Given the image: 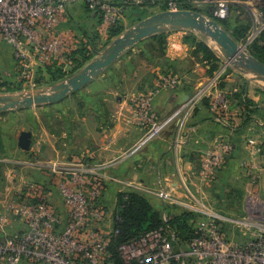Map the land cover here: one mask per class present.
<instances>
[{"label":"crops","instance_id":"0c3cea01","mask_svg":"<svg viewBox=\"0 0 264 264\" xmlns=\"http://www.w3.org/2000/svg\"><path fill=\"white\" fill-rule=\"evenodd\" d=\"M116 5L121 13L115 24L91 12L83 0L70 5L49 34L62 48L50 64L76 75L86 66L80 67L76 62L81 51H86L81 64L88 57L93 61L102 53L99 42L112 43L149 18L147 12L152 6ZM180 31L155 35L128 49L88 85L90 88L79 91L83 96L75 102L73 112L63 107L55 114L57 129L38 130L33 126L9 137L12 143L0 135V206L15 202L31 207L45 200L65 217L59 183L72 178L70 169H95L97 174L86 173L84 177L102 179L105 191L101 202L110 223L119 210L118 195L134 191L162 218L169 216L175 229L174 220L187 216L194 230L204 215L183 206L189 202L188 189L202 208L206 206L221 217L229 240L245 242L249 236L243 234L254 230H247L246 223L252 221L255 207L264 219V92L258 93L249 82H241L242 73L238 71L218 88L216 75L221 65L218 62V73L212 72L203 55L194 54L195 48L184 43ZM118 32L120 35H116ZM160 35H168L160 46L162 54L155 51L159 46L155 38ZM176 45L182 50L176 52ZM7 51L11 57V50ZM71 52L79 53L69 57ZM176 62L179 66L171 67ZM14 67H18L16 60ZM36 67L43 70L42 66ZM106 82L110 86L96 93V85ZM230 86L241 92L216 106V98L226 92L229 95ZM205 88V95L211 100L203 102L204 93L200 92ZM187 96L189 99L184 101ZM194 98L195 112L189 110L181 116L188 121L176 118L161 136L143 143L154 121L165 120ZM23 131L33 135L28 152L17 145ZM216 145L229 146L225 164L213 178L203 181L198 171L206 154ZM161 190L169 200L159 197ZM25 230L24 220L10 214L9 224L0 231V240Z\"/></svg>","mask_w":264,"mask_h":264},{"label":"built area","instance_id":"2783aa9c","mask_svg":"<svg viewBox=\"0 0 264 264\" xmlns=\"http://www.w3.org/2000/svg\"><path fill=\"white\" fill-rule=\"evenodd\" d=\"M78 1L0 0V42L13 48L17 59L27 69L24 73L33 71L34 65H48L61 53V44L49 34L57 18ZM83 1L91 12L111 24L119 20L121 9L117 3L133 7L163 5L178 10L174 0ZM237 2L239 0H215L214 18L226 20L230 6ZM194 101L195 98L183 103L165 120L154 121L143 143L159 136ZM216 147L209 150L198 171L203 181L213 178L225 164L229 146ZM70 173L72 178L62 180L58 185L65 217L45 200L31 207L19 206L15 202L0 206V231L9 224L10 214L22 218L26 224L25 231L0 240V264H264L261 210L255 207L252 221L246 223L247 230L254 229L252 233L243 234L249 236L248 239L241 244L233 242L225 233L221 217L206 206L202 208L185 183L189 202L183 206L192 213L204 215L203 221L194 228V236L182 240L177 229L171 226L169 216L165 215L163 226L118 245L116 257L111 244L119 210L110 223L111 218L101 202L105 191L102 179L84 177L86 173L97 174L95 169L86 171L77 167L70 169ZM158 195L169 200L163 190ZM176 249L180 251L176 252Z\"/></svg>","mask_w":264,"mask_h":264},{"label":"rangeland","instance_id":"374dc122","mask_svg":"<svg viewBox=\"0 0 264 264\" xmlns=\"http://www.w3.org/2000/svg\"><path fill=\"white\" fill-rule=\"evenodd\" d=\"M174 3H176L175 5L178 8V10L197 11L202 15H204L207 19L218 22L220 26L223 29H225L236 40V42L241 47V49L244 52H246L248 55L256 58L252 54V52H254L252 50L254 46L257 47L258 50L264 51V0H239L237 4H233L232 6H230L229 17L224 21H218L213 16V12L215 10V0H174ZM166 9L170 10V7L166 6L165 8L163 5L162 6L154 5L151 6L150 11L147 12V15L150 17L151 15L166 11ZM180 32H182L180 33V36H182L184 43L189 44L191 47H193L190 43L186 42V39L188 40L189 38L190 39L195 38L196 40L203 41L212 50H214L217 53L219 58L222 59V61H219V65H221L222 69L219 73L217 71L218 74L216 73L217 74L216 83L218 88L223 87L225 84V80L228 78V76H230L233 73H236L237 70H235L228 63V61L224 58L223 54L219 50L218 46L215 43H213L209 38L195 31L181 30ZM167 36L166 35L164 36V41H166ZM110 43H111L110 40L107 42H105V40L99 42L98 46L101 47V50L100 49L99 50L103 52ZM178 47H179L178 45H176V47L174 48L172 46V48L176 52L182 50V49L181 50L177 49ZM159 48L160 46H158V48H156L155 51L158 52ZM7 50H11L12 52L11 57L9 56ZM262 54L263 55H261V59H262L261 61H263L262 63H264V52ZM89 58L90 57H88V59ZM14 60L17 61L18 67H14ZM88 63H90V61L85 60L81 67H84ZM37 68L38 67L34 65L33 71L24 73V70L27 69L24 68L20 60L17 59L13 48L10 45L4 43L0 44V96L26 95L27 93L35 92V91H47L53 86L61 82H64L68 78L75 75L74 73L72 72L70 73L68 71L67 72L62 71V74L61 73L57 75L55 74L53 76L48 75L47 73L39 74L38 71L41 68L38 69ZM240 81L249 82L251 86L254 87V89L258 93L264 92V82L254 79L252 75L241 74ZM96 86H97L96 88L98 89L96 93H100L103 89L109 87L110 83L109 82L101 83L100 85H96ZM87 88H90V86H88ZM231 91L232 94H230ZM236 92H241V90L238 89V91H235L231 87L230 91H228L229 95H227L226 92L224 93L225 94L224 96L223 95L218 96L215 102L216 106L224 105V103H226L227 100H230V98L227 97H230V95L231 97L234 96ZM206 93H207V89L206 91H204V94L202 96L203 102L211 100L210 98L207 97V95H205ZM81 96H83L81 95V93L76 92L68 95L63 101L57 104L34 106L26 109L25 108L14 109L5 112H0V135H2L4 139L8 141L9 137H12L13 134L17 135L20 131L24 129H28L33 126H36L37 127L36 129L38 130L44 128L57 129L59 125L55 119V114L59 113L63 107H65L68 112L72 111V109H75L73 108L76 105L75 102H78ZM195 104L196 103L194 101V103H191L187 107H185L179 113L180 115H178L177 118L182 119L183 117L181 116L187 114L186 112H188L189 110H191L194 113L196 110L194 109ZM211 105L212 104H210V106ZM185 119L188 121V118H183V120ZM181 122L179 121L178 123L181 124ZM171 124L173 123L168 124L163 129V131L160 133L159 136H161ZM155 138H153L152 140H154ZM8 142L10 143L11 141L9 140ZM179 251H180L179 249H176V252Z\"/></svg>","mask_w":264,"mask_h":264},{"label":"water","instance_id":"95a60500","mask_svg":"<svg viewBox=\"0 0 264 264\" xmlns=\"http://www.w3.org/2000/svg\"><path fill=\"white\" fill-rule=\"evenodd\" d=\"M172 30L195 31L206 36L218 46L224 58L235 70L245 75H252L254 79L264 82V63L244 52L218 22L207 19L197 11L167 10L140 21L114 40L79 73L49 90L30 92L26 95L0 96V112L60 103L68 95L79 92L89 85L135 44ZM188 99L187 96L184 101ZM32 137L30 131L21 132L18 137V148L25 152L30 151Z\"/></svg>","mask_w":264,"mask_h":264},{"label":"trees","instance_id":"16d2710c","mask_svg":"<svg viewBox=\"0 0 264 264\" xmlns=\"http://www.w3.org/2000/svg\"><path fill=\"white\" fill-rule=\"evenodd\" d=\"M164 7L166 8V6ZM116 35H120V32H118ZM155 40H157L158 45L161 46L164 43V36H157ZM186 42L190 43L193 48H195L194 54H202L204 60H207L208 63L211 64L212 72H215L219 69L218 62L220 59L217 57L215 51L212 50L205 42L196 40L195 38H189L188 40L186 39ZM252 50L254 51L252 54L261 61V55H263L262 53L264 51L258 50V48L255 46L252 48ZM77 53L79 52H71L69 57H73ZM85 53L86 51H81L79 53L80 59L81 57L85 56ZM157 53L162 54L163 48H159ZM80 59L76 60V62L81 67L82 64L80 63ZM85 60H88V58ZM55 62L56 60L54 63ZM54 65L49 63L43 67V70L39 69V74L47 73L51 76L60 73L62 74L63 70L59 68V66ZM172 66L178 67L179 63H171V67ZM118 205L119 211L118 216H116L117 219L115 220L116 233L111 244V249L116 257L118 245L138 235L158 229L164 224L161 214L144 197L134 191L120 193L118 195ZM188 223L189 217L187 216L178 217L173 222L180 234V237L184 239H189L194 236V230Z\"/></svg>","mask_w":264,"mask_h":264}]
</instances>
